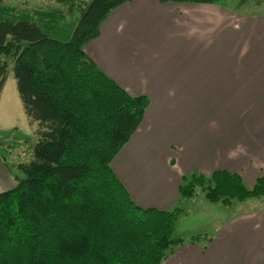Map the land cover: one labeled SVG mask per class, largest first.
Returning <instances> with one entry per match:
<instances>
[{
    "label": "trees",
    "instance_id": "trees-1",
    "mask_svg": "<svg viewBox=\"0 0 264 264\" xmlns=\"http://www.w3.org/2000/svg\"><path fill=\"white\" fill-rule=\"evenodd\" d=\"M42 1L50 4L0 0V91L12 70L35 136L15 186L0 192V264H158L184 242L173 237L182 209L137 205L111 168L149 98L130 95L84 51L129 0ZM181 179L182 198L197 187L224 205L264 196V171L251 187L223 169Z\"/></svg>",
    "mask_w": 264,
    "mask_h": 264
},
{
    "label": "crops",
    "instance_id": "crops-1",
    "mask_svg": "<svg viewBox=\"0 0 264 264\" xmlns=\"http://www.w3.org/2000/svg\"><path fill=\"white\" fill-rule=\"evenodd\" d=\"M153 10L162 11L159 18L149 19ZM244 20L214 3L129 0L112 9L98 36L85 44V53L107 76L130 95L149 98L141 123L114 158L128 152L130 161L122 157L116 168L111 164L137 205L182 209L179 185L191 173L223 169L251 187L264 171V31L235 53L237 60L223 61L220 68V60L211 59L210 70L204 65L205 31L219 40L221 28L244 32L238 25ZM160 21L169 35L166 42L147 34ZM247 49L254 61L247 62L249 71H241L237 65L248 60H240ZM210 95L244 96L243 123H205L203 105ZM153 163L157 169L150 167ZM14 186L15 179L0 163V192ZM215 224L212 233L174 237L183 244L158 264H264V211L224 217Z\"/></svg>",
    "mask_w": 264,
    "mask_h": 264
},
{
    "label": "rangeland",
    "instance_id": "rangeland-1",
    "mask_svg": "<svg viewBox=\"0 0 264 264\" xmlns=\"http://www.w3.org/2000/svg\"><path fill=\"white\" fill-rule=\"evenodd\" d=\"M2 2L8 5L21 6L22 8L44 7L46 4H50L49 1L42 0H2ZM239 2L240 0H219L214 3V5L231 13L245 17L246 20L238 25H241L240 29L246 30L244 32L237 31L234 34L233 29L223 31L221 28L218 32L219 40L210 39L208 31H205L203 37L205 70H210L208 61L211 59H214L215 62L220 60L218 65L220 68L224 66L223 61H230L231 63L233 59L237 60L235 53L242 52L256 42L260 32L264 31V0H246L242 7H238ZM236 9L239 11H236ZM160 12L162 11H151L149 19L153 17L159 18ZM147 34L156 42L169 40L163 21L158 22ZM184 39L183 36L179 37L180 43H184ZM249 51L250 49H247L246 54L240 60L242 58L248 59ZM253 61L254 58L251 56L246 62L239 63L237 68L241 71H249L247 62ZM256 94L259 95V91ZM230 98L223 95L205 97L208 102L204 103L203 108L207 115L203 111V121L205 123H243L244 96L238 95ZM216 100L220 102L215 103ZM229 114L231 118H229ZM33 131V126L29 124L25 116L11 70L8 72L4 86L0 91V163L5 166L12 176L16 172L14 166L30 158L31 147L35 142ZM119 155L115 162L114 158L111 161L114 168H116L118 161H122V157L130 161L128 152ZM150 167L157 169L154 163ZM181 207L183 212L176 221L173 237L212 233L216 227L215 222L219 219L251 215L254 212L264 211V196L243 201L234 200L230 205H224L220 202H210L205 198L203 191L197 187L191 198L182 200Z\"/></svg>",
    "mask_w": 264,
    "mask_h": 264
}]
</instances>
